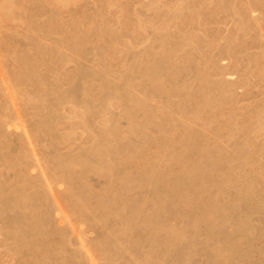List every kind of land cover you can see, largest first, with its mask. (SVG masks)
I'll use <instances>...</instances> for the list:
<instances>
[{
  "label": "rangeland",
  "instance_id": "obj_1",
  "mask_svg": "<svg viewBox=\"0 0 264 264\" xmlns=\"http://www.w3.org/2000/svg\"><path fill=\"white\" fill-rule=\"evenodd\" d=\"M3 21L0 264H264V0Z\"/></svg>",
  "mask_w": 264,
  "mask_h": 264
},
{
  "label": "bare ground",
  "instance_id": "obj_2",
  "mask_svg": "<svg viewBox=\"0 0 264 264\" xmlns=\"http://www.w3.org/2000/svg\"><path fill=\"white\" fill-rule=\"evenodd\" d=\"M26 1V0H25ZM25 1H23V0H0V20H4V21H6V22H8V23H11L12 21H14V20H16V15L18 14V11H19V9H21L22 7H23V5H24V2ZM30 1V0H29ZM55 1V0H54ZM27 7V6H26ZM16 10V11H15ZM15 11V12H14ZM13 15H14V17H13ZM28 15V14H27ZM30 16V15H29ZM3 21V22H4ZM53 23L54 22H57V21H53V20H51ZM2 22V23H3ZM5 23V22H4ZM47 23V22H46ZM74 23H76V22H74ZM1 24V23H0ZM23 24V23H22ZM29 24V23H28ZM52 25V24H51ZM30 28V27H29ZM106 28V27H105ZM32 36H34V35H32ZM84 39V38H83ZM72 40V39H71ZM87 41V40H86ZM88 44V43H87ZM75 45V44H74ZM102 46V45H101ZM74 46L73 45H71V48H73ZM70 48V49H71ZM75 48H76V46H75ZM13 53V52H12ZM40 59V58H39ZM39 59H37V60H39ZM48 59V58H47ZM44 62V61H43ZM57 62V61H56ZM47 64V63H46ZM54 65V64H53ZM35 66V65H34ZM49 66V65H48ZM52 67V66H51ZM34 68V67H33ZM54 68H55V66H54ZM57 68V67H56ZM61 68V67H60ZM57 70V69H56ZM2 72V71H1ZM7 73V72H6ZM9 74V73H8ZM1 75V74H0ZM18 75V74H17ZM16 75V76H17ZM7 76V75H6ZM11 76V75H10ZM13 76H15L14 74L12 75V78H13ZM19 76V75H18ZM1 77V76H0ZM2 78V77H1ZM3 79V78H2ZM18 79V78H17ZM20 79V78H19ZM5 80V79H4ZM9 80V79H8ZM6 81H7V79H6ZM1 83H3V85L5 84L4 83V81L2 80V82ZM11 83H13V85L15 86V87H20V85L22 84V81L20 80H14V81H11ZM12 85V84H11ZM15 87H14V89H15ZM7 89L8 88H6V90L5 91H7ZM13 89V90H14ZM16 90V89H15ZM9 92V91H8ZM7 92V93H8ZM9 94V93H8ZM12 94V93H11ZM7 96H9V97H11V95L9 94V95H7ZM6 97V96H5ZM1 99V98H0ZM10 100V99H9ZM183 109V108H182ZM37 129V128H36ZM24 131V130H23ZM26 131V130H25ZM49 132V131H48ZM24 136H26V138L27 137H30L31 135H28L26 132H24ZM31 134V133H30ZM34 134V133H33ZM23 136V137H24ZM31 140V139H30ZM117 142V141H116ZM186 146V145H185ZM167 150V149H166ZM6 157V156H5ZM106 159V158H105ZM103 160V159H102ZM110 160V159H109ZM158 161V160H157ZM12 162H13V160H12ZM160 162V161H159ZM258 162V161H257ZM261 162V161H260ZM86 163V162H85ZM14 164V163H13ZM16 164V163H15ZM110 164H111V162H110ZM120 164V163H119ZM5 165V164H4ZM202 165V164H201ZM6 166V165H5ZM118 166V165H117ZM40 168V167H39ZM119 168V167H118ZM13 169V168H12ZM40 170H42V169H40ZM41 172V171H40ZM55 173V172H54ZM107 173V172H106ZM41 174H42V172H41ZM151 174V173H150ZM261 174V173H260ZM66 175V174H65ZM146 175V174H145ZM148 175V174H147ZM75 176V175H74ZM259 176V175H258ZM97 177V176H96ZM105 177V176H104ZM70 178H72V177H69V179ZM108 178V177H107ZM69 179H68V181H69ZM228 179V178H227ZM13 181V180H12ZM197 182V181H196ZM257 183V182H256ZM5 184V183H4ZM70 184V183H69ZM69 186H71V185H69ZM72 187V186H71ZM70 187V188H71ZM208 187V186H207ZM222 187V186H221ZM44 188V187H43ZM69 188V187H68ZM73 189V188H72ZM72 191V193H73V190H71ZM70 192V191H69ZM252 192V191H251ZM209 193V192H208ZM253 193V192H252ZM88 194V193H87ZM89 195V194H88ZM108 195V194H107ZM74 196V195H73ZM124 197V196H123ZM101 198V197H100ZM52 199V198H51ZM64 199V198H63ZM69 199V198H68ZM74 200V199H73ZM109 200V199H108ZM111 200V199H110ZM21 201V200H20ZM74 202V201H73ZM17 204V203H16ZM130 204V203H129ZM21 205V204H20ZM79 205V204H78ZM98 205V204H97ZM4 206V205H3ZM43 206V205H42ZM77 207H80V206H77ZM98 207V206H97ZM105 208H106V206H105ZM111 208V207H110ZM49 209V208H48ZM61 209V208H60ZM71 209V208H70ZM77 209V208H76ZM112 209V208H111ZM109 210V209H108ZM114 210V209H113ZM50 211V210H49ZM94 211V210H93ZM87 212V211H86ZM111 212V211H110ZM102 213V212H101ZM93 214V213H92ZM112 214V213H111ZM118 215V214H117ZM40 216V215H39ZM116 217V216H115ZM46 221V220H45ZM124 222V221H123ZM129 224V223H128ZM32 234V233H31ZM36 234V233H35ZM148 235V234H147ZM108 239V238H107ZM106 239V240H107ZM100 245V244H99ZM100 250V249H99ZM84 254V253H83ZM108 255V254H107ZM45 264V263H44Z\"/></svg>",
  "mask_w": 264,
  "mask_h": 264
}]
</instances>
